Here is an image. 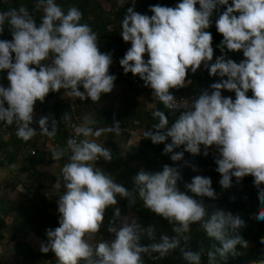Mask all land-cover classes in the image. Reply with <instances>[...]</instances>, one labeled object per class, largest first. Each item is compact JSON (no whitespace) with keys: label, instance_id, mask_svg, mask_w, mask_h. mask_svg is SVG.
Instances as JSON below:
<instances>
[{"label":"clouds","instance_id":"obj_1","mask_svg":"<svg viewBox=\"0 0 264 264\" xmlns=\"http://www.w3.org/2000/svg\"><path fill=\"white\" fill-rule=\"evenodd\" d=\"M221 7L225 10L219 12ZM33 11L41 13L39 23L24 5L0 11V34L7 28L12 37L0 39V72L7 73V84H0V122L15 123L16 136L23 141L36 135L33 123L41 134L56 135L54 119L51 125L48 116L34 121V105L43 103L50 92L63 89L82 101L98 102L101 94L113 90L116 79L109 74L111 54L100 52L97 34L89 24L81 23L83 13L76 6L65 10L56 0H36ZM149 11L151 16L127 9L120 35L131 47L119 63L125 74L138 75L166 108L180 114L169 126L165 113L154 111L153 117L158 118L152 125L155 131L149 129L145 138L153 144L170 139L163 152L171 153L173 162L181 161L184 152L200 154L201 145L207 156V149L215 146L211 151L216 148L218 153L215 163L222 177L220 185L228 189L233 177L239 180L251 175L262 205L255 219L264 221V0H181L174 7L150 6ZM214 11L219 12L216 30L223 36L217 47L221 53L242 51L244 59L239 63L223 55L212 62L213 37L206 29ZM202 64L220 81L210 85V92L203 91L177 109L170 90L184 87L189 69L195 73ZM224 90L234 92L235 99L223 96ZM70 119L65 113L63 121ZM95 123L85 117L82 124L73 126L75 136L82 138H68L65 148L51 154L57 161L67 153L55 184L64 192L57 200L59 226L46 230L48 243L41 245V252H54L57 264H145V254L155 253L161 259L178 250L185 264H202L205 249L192 250L188 243L193 224L220 243L206 252L207 264H217V256L235 254L237 245L248 246L238 234L245 223L239 215L220 209L209 212L203 200L194 198H217L211 178L196 175L184 184L186 191H181L178 167L164 165L154 172L141 168L128 189L95 167L99 158L111 161L113 157L111 149L93 137L120 132L119 122L94 130ZM181 146L184 151L174 152ZM118 198L126 199L129 206L138 198L144 208L167 220L175 235L164 233L157 239L154 226L142 227L115 208L108 227L114 238L90 243L99 233L106 209L117 205ZM145 236L153 241L146 246L141 244ZM254 264H264V257Z\"/></svg>","mask_w":264,"mask_h":264},{"label":"trees","instance_id":"obj_2","mask_svg":"<svg viewBox=\"0 0 264 264\" xmlns=\"http://www.w3.org/2000/svg\"><path fill=\"white\" fill-rule=\"evenodd\" d=\"M36 0H0V11H6L11 8H18L20 5H24L28 8L37 20L40 22L39 11H33ZM65 10L69 6H76L82 13L81 23H87L91 26L92 30L97 34L98 48L102 53H110L112 61H120L125 55L127 49L131 47L130 42L123 41L120 32L122 31L121 23L122 19L129 8L128 5L122 6L115 5L113 0H104L107 7H103V3L98 0H56ZM181 0H142L136 9V12L151 16L149 11L150 6L162 5L168 7H174ZM231 3V0H229ZM199 5H197V8ZM225 10L220 8L219 12ZM219 12L214 11L211 17L212 24L206 29L211 32L213 40L212 47L214 49L213 61L216 57L224 56L225 60H233L239 63L243 57L241 52H229L225 49L221 53L219 47H217L223 39L222 34L218 33L215 27V20L219 15ZM0 39L11 40V34L7 28L0 34ZM111 75L116 77L114 81V87L125 83L129 86V82L122 76L117 75L110 71ZM132 74V73H131ZM139 77L138 75H136ZM6 71L0 72V84H7ZM140 78V77H139ZM219 76H211L209 71L201 65L195 73H192L189 69L184 87L171 89L170 91L176 94L186 95L189 93H195L196 98L205 90L211 91L210 85L215 82H219ZM113 90L107 94H101L98 102H92L90 98L80 100L79 98L74 101L63 98L62 90L58 92H50L43 103L37 101V106L43 107L44 116L49 117V125L54 119L57 125V132L54 137H48L41 134L38 124L33 123L31 126L37 128L36 135L28 141H23L16 136V124L13 123L9 126L10 136L4 139L1 136L6 145L9 147L8 165H13L16 168L17 173H26L29 177L33 178L37 182V186H31L29 196H26V201L11 197L9 191L7 194H3L0 198V212L3 217L11 215L13 217L12 225H20L21 228H27L31 234L37 237L43 244L48 243L46 236V230L48 228H56L59 226V213L57 200L60 193L64 192L63 187L55 191V184L58 177L61 176V170L58 171L59 175L55 178V181H51L49 184H40V179L45 168L50 167L54 163H60L62 166L67 161V153L60 160L54 161L52 159V152L58 149L66 147V141L72 136L71 124L73 122L84 121L85 117H90L95 120L96 123L92 125L95 129L107 128L111 123V117L113 112L117 113V116L122 121V129L117 133L104 132L99 138L93 137L97 143L102 146L111 149L113 159L111 161H104L103 158H99L96 162L97 168L110 175L113 180L123 184L126 188L131 189L134 185L132 183L133 176L141 169L146 171H159L162 170L164 165L178 167L181 172V180L178 181V187L181 191H186L184 188L185 183H190L191 179L196 175H202L211 178L212 188L216 193V199H210L203 197L205 205L209 206V212H213L217 209L225 212H231L233 215H239L245 222L244 226L239 230V235L247 241V247L237 245L235 254H228L225 257L217 256V264H254L255 261L264 257V243H261V238L264 237V221L255 219L256 211L262 207L258 199V189L253 184V177L251 175L245 176L242 179L232 178L231 187L228 189L222 188L219 181L222 177H217L216 171L217 165L213 154L211 153L212 146L207 149L208 155H204V146L201 145V152L198 155H193L188 152H184V157L181 161L173 162L170 159L171 153L164 154L163 150L166 143H171V140H167L164 143L153 144L150 138H145V133L152 129V125L158 122V118L153 117V112L160 110L165 113L169 119V126L175 119V116L180 114L179 111L173 112L166 109L161 104L156 107H147L145 102L141 99H135L128 93L120 92L116 96L113 95ZM133 89V88H132ZM83 91V88H80ZM134 90V89H133ZM136 93L145 95L148 100L151 98L144 94L134 90ZM222 95L225 97L231 96L235 99L234 92L222 91ZM251 90L248 92V96L251 97ZM7 107V105H5ZM69 114L70 120L63 121L65 113ZM43 116V117H44ZM40 117L34 118V121H38ZM1 124V122H0ZM129 130H133L138 133L140 129H143L142 136L137 146H128L127 148L120 149L118 139L121 136L125 137V141L130 138ZM141 132V131H140ZM140 137V136H139ZM51 141L55 147L54 149H47L46 143ZM1 142V138H0ZM31 150H36L34 155H31ZM184 151L183 146L174 149V152ZM196 166H201L204 171L199 173ZM195 169V171L193 170ZM264 187V184L261 185ZM4 191V189H3ZM1 191V193L3 192ZM191 195V193H188ZM198 198V197H194ZM115 208H119L122 217H128L132 213H135L137 219L146 228L148 226H154L156 228V238L159 239L160 235L168 234L169 236L175 235L172 232V225L168 224L167 220L151 212L149 209L144 208L143 202L137 198L134 206H129V203L124 198H118V203L115 206H109L105 211L104 221L102 225L109 227V222L114 216ZM4 218H0V241L5 236L2 233L7 230L9 226L5 222ZM100 227L99 233L95 234L90 243L95 244L98 241L99 236L107 235L114 238L113 235ZM117 225V224H116ZM14 227V226H12ZM189 236V247L192 250H198L199 248L205 249V255L202 257V264H207L206 252L208 250L220 247L219 241L213 238H209L199 224L191 225V230L187 233ZM104 240V239H102ZM8 241L14 243V248L9 250L14 253L19 251L22 255L32 253V250L25 248V245L21 243L15 235V232L8 236ZM146 238H142L141 244L148 245L152 243ZM16 250V251H15ZM8 251V252H9ZM35 256V255H34ZM38 256V255H37ZM45 260L44 257H40ZM145 264H185L180 257L179 251L171 253L164 258H158V254L148 253L144 255ZM50 264H57L56 258L50 262ZM79 264H84V261H80Z\"/></svg>","mask_w":264,"mask_h":264},{"label":"crops","instance_id":"obj_3","mask_svg":"<svg viewBox=\"0 0 264 264\" xmlns=\"http://www.w3.org/2000/svg\"><path fill=\"white\" fill-rule=\"evenodd\" d=\"M122 85V83H121ZM121 85H117L114 87V92L118 91L116 89H120ZM132 133V137H133V133H135V136L137 137V132L130 130ZM131 135V134H130ZM0 138H1V142H0V198H2L3 194H7L9 191H11V197H15L17 199H21V200H27L26 199V189L31 188V186H37V182L29 177L26 173H20V174H16V167L12 166V165H8L7 163V159H8V153H9V147L6 145L4 139L6 138H2L1 134H0ZM138 139V140H137ZM136 140L139 141V137ZM125 144H127V146H129L132 141L131 138L128 139V141L126 140L124 142ZM134 146L139 145L137 144H133ZM131 145V146H133ZM51 168H49L48 170H50ZM47 170H44L41 179H40V184H48L50 182V177L49 174L46 172ZM48 176V181L43 180L42 178L47 177ZM58 176V175H57ZM51 180L55 181V177L53 176L51 178ZM4 189V191H3ZM1 191H3L1 193ZM0 218H4L7 223V225L10 226L13 224V217L11 215H8L7 217H3V215L0 212ZM14 226V231H9L7 233V230L9 228H7V230L4 231V236L5 239L8 240V236L13 232H15L16 237L18 238V240L23 243V245H25V248H29L30 250H34V247L36 246V249L39 253L40 247L43 244L37 237H35L33 234H31L29 232V230L27 228H21L20 225L17 224V226ZM22 233V235H21ZM18 234V235H17ZM11 242V241H9ZM1 244H5L4 239L2 241H0V245ZM12 245H14V243H12ZM14 246H10V249H13ZM9 249V248H8Z\"/></svg>","mask_w":264,"mask_h":264},{"label":"rangeland","instance_id":"obj_4","mask_svg":"<svg viewBox=\"0 0 264 264\" xmlns=\"http://www.w3.org/2000/svg\"><path fill=\"white\" fill-rule=\"evenodd\" d=\"M99 2H101V3H103V7H107L105 4H107L106 2H104V0H98ZM113 2H114V4L115 5H120V6H122V5H124L125 4V0H113ZM116 90H118V91H115L114 93H113V95L114 96H116L117 94H119L120 92H122L123 91V93L125 92V93H128L130 96H132V97H134L135 99H141V101L142 102H145L146 104H147V107L149 106L148 105V98L145 96V95H141V93H136L133 89H132V87L131 86H129V85H127V84H125V83H122V85H121V88L120 89H116ZM121 94V93H120ZM128 131H130L129 130V128H128ZM141 131V132H140ZM142 131H143V129H140L139 131H138V134H137V137L135 136V133H133L134 135H133V137H132V133L130 132V138H131V141H132V143L130 144V146L131 145H133V144H137L139 141H137L138 139V137H139V140H140V138H141V136H142ZM137 139V140H136ZM118 144H119V147H120V149H124V147L125 148H127V152H128V150H129V147L127 146V144H125L124 142H125V137L124 136H121V137H119V139H118ZM134 146V145H133ZM213 148V147H212ZM13 166V165H12ZM62 165L60 164V163H54V164H52L50 167H47V168H45L44 170H47L46 172L49 174V177H50V182L52 181L51 180V178L54 176L55 178L57 177V175H59V173H58V171L59 170H61L62 169ZM197 167V169L199 170V173H201L202 174V172L204 171V168H202L201 166H196ZM49 168H51L50 170H48ZM199 175V174H198ZM46 176H47V174H46ZM43 180H46V181H48V176L47 177H44V178H42ZM49 182V183H50ZM48 183V184H49ZM56 188H55V191H56V193H57V189H58V187L57 186H55ZM26 196H29V193H30V188L29 189H26ZM61 194H63V193H60L59 194V196L61 195ZM128 217H130L131 219H136L137 220V222L142 226V227H144L143 226V224L137 219V216L135 215V213H132L130 216H128ZM120 225H119V223H117V225H116V227H119ZM102 229H104V230H106L107 232H108V227H104V225H102ZM14 231V227H12V225L10 226V228L7 230V233L9 232V231ZM2 230H0V232H1ZM5 231V230H4ZM4 231L2 232V233H4ZM18 235V234H17ZM21 235H22V233H21ZM144 238H146V236L144 237ZM102 239H112L110 236H105V235H103V236H99V238H98V241H102ZM4 242H5V244L3 245V244H1L0 245V264H50V262H52L55 258H56V256H55V253L54 252H52V251H49L48 253H43V252H41V250H39V253L38 252H36L37 251V249H36V246L34 247V250H32V253H28L27 255H22V254H20V252L19 251H16V252H14V253H12V252H10L9 250H11L10 249V246H14V245H12V242H9L7 239H5L4 238ZM9 248V249H8ZM14 248V247H13ZM41 248V247H40ZM9 251V252H8ZM35 255V256H34ZM38 255V256H37ZM40 257H44V259L45 260H42Z\"/></svg>","mask_w":264,"mask_h":264},{"label":"built area","instance_id":"obj_5","mask_svg":"<svg viewBox=\"0 0 264 264\" xmlns=\"http://www.w3.org/2000/svg\"><path fill=\"white\" fill-rule=\"evenodd\" d=\"M4 1H7V0H4ZM141 1L142 0H125V4L128 5L129 7H132L134 9H136V7L138 6V4ZM148 58L149 57L147 56V54H145L144 59L147 60ZM110 71L115 73V74H117V75L122 76L125 80H127L129 82V84L131 85V87L134 90L139 91V92H143L144 94L148 95L151 98V100H148V105L150 107L154 108L158 104H161L162 106H164V104L162 102H160L153 95V90L150 87H146L144 82L139 77L134 76L130 72L127 73V74L124 73L123 68L121 67V65L119 63V60L118 61H112V64L110 65V68H109V74H110ZM61 90H62V93H63V98H66V99H69V100H72V101L77 99L76 97H72V96L67 95V93L64 92L63 89H61ZM171 94L174 96L176 102L178 103L176 105L177 109H181L183 107H186L187 103H191L194 99H196V94L192 93V92L189 93V94H186V95L185 94L184 95L176 94V93H173V92H171ZM166 109H168V108H166ZM168 110H170V109H168ZM43 116H44L43 107L37 106V104H35L34 105V118H37V117L41 118ZM116 122H119V129H122V121L119 119V117L117 116V113L114 111L113 114H112V117H111V123L109 124L108 127H114L116 125ZM82 123H83V121H78V122H73L71 124L72 136L74 138H77V139H81L82 138V137H76L75 136L74 127H73L74 125H80ZM9 126H11V125H7V124H4L2 122L0 124V134L4 138H8L10 136V133H9V130H8ZM54 147H55V145L51 141H48L46 143V148L47 149H54ZM30 153H31V155H34L36 153V150H31ZM212 154H213L214 159H216L217 156H218L216 148L212 150ZM96 162H95L94 166H96ZM217 177H221L220 173H218ZM197 200H203V197H198Z\"/></svg>","mask_w":264,"mask_h":264}]
</instances>
